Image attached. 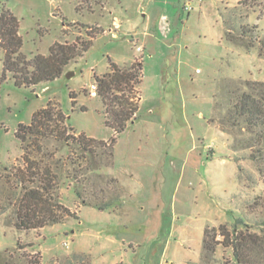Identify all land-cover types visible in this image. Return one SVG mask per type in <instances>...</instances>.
I'll list each match as a JSON object with an SVG mask.
<instances>
[{
  "label": "rangeland",
  "instance_id": "rangeland-1",
  "mask_svg": "<svg viewBox=\"0 0 264 264\" xmlns=\"http://www.w3.org/2000/svg\"><path fill=\"white\" fill-rule=\"evenodd\" d=\"M118 1L0 0V12L9 9L18 20L23 54L16 66L18 74L30 70L26 60L48 54L55 42L74 44L80 52L57 79L27 86L17 85L12 73L4 70L0 46V264H158L159 259L161 264H239L232 248L223 244L205 257L202 237L205 228L219 225L258 235L264 232V159L257 162L251 157L256 150L253 133L238 121L225 120L230 90L244 91L246 80L264 82L260 49L264 0H166L177 9L171 28L178 33L169 41L185 39L189 48L175 59L172 51L160 58L145 56V99L139 117L119 135L113 166L97 171L107 178L113 177L107 172L123 175L121 179L131 185V195L123 199L126 215L121 218L108 213L111 206L101 212L75 194L78 190L81 199L101 203L90 186L101 185L105 178L89 168L109 164L110 158L95 145L94 154L84 151L78 138L82 133L107 139L106 145L112 140L105 101L112 106L116 87H109L103 98L90 97L86 86L108 72L109 47L115 43L101 35L103 27L94 22L105 12L104 5ZM153 3L120 0L122 15L143 28L150 17L155 19ZM187 3L190 11L183 9ZM128 25L124 24L120 36ZM241 26L249 32L240 35ZM227 28L238 39L237 45L222 39ZM87 44H91L88 49ZM169 53L171 63L182 64L183 81L181 87H173L175 82L170 81L163 89L160 79ZM68 71L73 75L67 77ZM43 108L48 110L42 119L48 124L45 133L23 131L24 140L17 138L18 125H28L32 114ZM44 182L53 203L73 215L58 211L62 221L25 229V214L34 211L27 208L25 192L41 190ZM104 186L108 196L110 190H117L110 182ZM157 204L174 234L168 250L155 258L157 252L151 248L157 244ZM126 216L144 222V231L137 226L126 230ZM19 217L24 219L23 228L16 227ZM214 240L222 236L216 232ZM254 255L247 254L246 264H264V254L261 260Z\"/></svg>",
  "mask_w": 264,
  "mask_h": 264
},
{
  "label": "trees",
  "instance_id": "trees-1",
  "mask_svg": "<svg viewBox=\"0 0 264 264\" xmlns=\"http://www.w3.org/2000/svg\"><path fill=\"white\" fill-rule=\"evenodd\" d=\"M239 29L240 35L249 32L243 26ZM229 30L228 28L223 29L222 39L226 43L235 46L238 43V39L235 36H231ZM0 46L4 50V70L12 73L17 85L25 84L31 86L53 81L60 77L64 67L71 60L80 56L76 45L55 42L50 45L48 54H35L26 60L25 64L30 70L28 72L25 71L23 76L18 74L16 66L23 59V54L20 52L22 39L18 33L17 17L9 9H3L0 12ZM89 46L87 44L85 48L88 49ZM247 46L249 47L250 44H247ZM260 49L264 52V41L261 43ZM139 71L140 66L137 63H131L128 67H118L114 63H110V71L96 79L99 96L104 98L105 94H108L109 87L114 86L113 88L116 87L115 89L117 90L113 97L115 101L112 106L110 102L103 100L109 113V117L106 119V126L113 130L111 143L106 145V140L87 137L82 133L79 134L78 138V143L84 151L94 154L96 150L93 146L95 145L96 149H101L102 153L110 158L109 164L100 163L99 167L89 168V170L92 169L94 171L93 173L97 177L107 178L106 174L100 176L97 171L112 164L113 144L116 138L125 129L126 124L136 117L138 102L130 99L132 95L130 87L131 83H139ZM243 85L245 87L244 91H239V88L235 91L230 90L229 109L225 120L232 123L238 121L240 124L245 125L249 133H253L251 139L255 143L256 150H253L254 154H251V157L260 162L264 159V82L246 80ZM47 112L46 108L36 110L32 114L28 125L22 123L18 125L16 137L23 141L24 136L21 134L23 131H25V134L43 135L48 129V124L42 121ZM105 179H103L101 185L92 183L90 186L93 196H96L95 200L100 196L99 200H101V203H90L84 198L81 199L80 191L75 190L77 199H80L83 204L93 206L99 210L117 205L122 199L123 190L114 177ZM108 182L117 188L115 191L110 190L109 196L104 186ZM98 191H100V195ZM25 194L27 208L29 211L34 210L30 215L28 213L25 214V229H36L46 224L62 221L64 216L58 211L73 215L68 208L53 203L52 193L45 182L41 190L38 187L28 189ZM23 221V217H19L16 227L23 228ZM211 230L214 231V234L210 233ZM216 232L222 236V240H214ZM217 244L230 246L236 261L239 264H246L247 254L249 253L251 255L255 253L254 256L261 260L264 254V232L261 235L247 233V231H238L235 226L232 230H228L224 225H219L218 228L212 229L205 228L202 237V250L205 257L213 254Z\"/></svg>",
  "mask_w": 264,
  "mask_h": 264
},
{
  "label": "crops",
  "instance_id": "crops-1",
  "mask_svg": "<svg viewBox=\"0 0 264 264\" xmlns=\"http://www.w3.org/2000/svg\"><path fill=\"white\" fill-rule=\"evenodd\" d=\"M118 5L119 8L117 7ZM170 4L167 3L166 0H154L153 7L156 9V12L154 14V20L152 21V17H150V20L143 26V28H139L137 23L134 22H128V18H125L124 15H122L123 6L120 4V0L118 1V4L116 5H104L103 12L100 15L99 21H95L94 23L98 26H102L104 29L103 34L107 37L111 43H115L109 47L110 53L108 56H111L112 59H109V65L107 71H110V63H114L118 67H128L133 61H135L136 58L142 57L141 62L139 63L141 76L138 83V89L141 95V99L138 102V110L136 112V117L132 120H130L127 124L125 129L120 133L122 134L129 126L134 125L135 121L139 117V110H140V104L144 101V91L145 87L143 86V83L146 79V68L144 66V58L148 54L149 57L152 56H158L160 58L163 55H166L167 52L172 51V55L175 58H178L183 49L187 50L189 48V42L187 40H183L181 42L179 39H173V41H169L172 38H175V34L178 33L177 30H173L171 28L172 23L174 22L175 14L177 13V9L169 6ZM145 11V10H143ZM143 17L147 16L146 13H141ZM152 21V22H151ZM128 23V27L123 30V35L120 36L119 32L122 31V28L124 24ZM100 35V36H101ZM222 35V34H221ZM97 37L93 39V45L95 43V40ZM176 40V41H175ZM126 44L129 45V48H126ZM92 45V47H93ZM133 47L136 51V53H133ZM137 47H140L141 50H137ZM127 49V51H126ZM131 51V52H130ZM172 58L170 56V53L166 58H164V62L166 63L164 76L161 77L160 82L163 86V89L166 88V85L170 83V81L175 82V86L173 87H181L182 81H183V73L184 70L182 68V64L179 65V61L175 63V60L173 63H171ZM122 62V63H120ZM174 64V65H173ZM173 65V66H172ZM157 74L155 75V77ZM159 76V75H158ZM119 134V135H120ZM116 138L114 144H113V156H114V147L117 144L118 141H120V136ZM91 137V136H90ZM94 138V137H92ZM107 140V139H102ZM147 167L152 166L151 163L146 164ZM113 166V159L112 164L110 167ZM109 167V168H110ZM163 168L165 169V166L163 165ZM108 169V168H107ZM145 170H148L145 169ZM110 175H112L119 183L123 190V196L121 201L111 207V209L108 212L110 215L115 212L116 217L126 215L125 209H124V198L126 196L131 195L130 194V184L129 182L121 179V176L119 174H112L110 172H107ZM143 175V173H142ZM128 176L130 178L134 177L133 173H129ZM129 178V179H130ZM145 178H147V175L145 173ZM139 180H142L140 178ZM162 199V196H161ZM163 200V199H162ZM161 204V203H160ZM160 204H157L156 209L158 210L156 212L155 219L156 221V228H155V241L154 243H157L156 245H152V250L156 251V257L164 255V253L168 250V248L171 245V240L174 234L173 231V225L169 223L166 225L167 222V216H164V209L160 207ZM142 208V207H141ZM101 212H105L106 210H100ZM128 217V216H126ZM122 223V221H120ZM129 226H126L125 229L129 230L133 227V229L137 228L139 231H144L145 228L144 222L137 223L132 218L128 217L127 221ZM137 226V227H136ZM129 246L134 250L133 243L131 242ZM158 260V259H157ZM158 264H161V259H159Z\"/></svg>",
  "mask_w": 264,
  "mask_h": 264
},
{
  "label": "built area",
  "instance_id": "built-area-1",
  "mask_svg": "<svg viewBox=\"0 0 264 264\" xmlns=\"http://www.w3.org/2000/svg\"><path fill=\"white\" fill-rule=\"evenodd\" d=\"M183 9L186 11H190L192 9V6L190 5V3H187L183 6ZM137 50H141L140 47H137ZM142 60V57L136 58L135 59V63L139 64ZM197 71V70H196ZM141 76V71H139L138 74V79H140ZM131 91H132V95L130 97L131 100L135 101V102H139L141 99V95L138 89V84L137 83H131ZM86 89L88 91V95L90 97H96L98 96V84L95 80L90 81L88 86H86Z\"/></svg>",
  "mask_w": 264,
  "mask_h": 264
},
{
  "label": "water",
  "instance_id": "water-1",
  "mask_svg": "<svg viewBox=\"0 0 264 264\" xmlns=\"http://www.w3.org/2000/svg\"><path fill=\"white\" fill-rule=\"evenodd\" d=\"M71 75H73V72H72V71H68V72L66 73V76H67V77H70Z\"/></svg>",
  "mask_w": 264,
  "mask_h": 264
}]
</instances>
